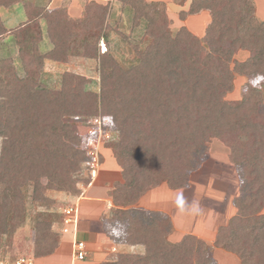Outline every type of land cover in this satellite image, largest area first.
<instances>
[{"label": "trees", "instance_id": "trees-1", "mask_svg": "<svg viewBox=\"0 0 264 264\" xmlns=\"http://www.w3.org/2000/svg\"><path fill=\"white\" fill-rule=\"evenodd\" d=\"M117 1L131 9L133 28L146 22L144 35L150 39L143 51L133 46L137 61L128 69L108 50L98 53L99 41L107 44L112 31L107 4L86 1L83 16L71 18L61 8L48 11L24 0L25 22L6 29L0 19V40L14 38L24 71L19 78L12 59H0V237L11 236L24 219L16 190L21 174L36 183L46 171L48 176L60 174V188L75 191L71 175L86 169L89 136L78 135L74 121L99 109L98 116L111 117L117 133L110 148L122 179L108 194L115 208L101 220V228L112 244L143 248L141 254L120 253L105 264H218L206 242L194 235L168 242L173 227L163 212L131 207L161 184L173 191L187 189L212 139L228 148L239 180L232 200L235 214L218 227L213 244L235 254L242 264H264V79L252 83L264 76V21L256 18L253 1L173 0L181 6L190 1L180 19L209 12L201 38L184 27L171 34L162 2ZM16 2L0 0V8ZM41 20L52 46L43 54L38 51ZM239 51L248 56L238 62L234 56ZM75 57L98 59L97 95L88 90L89 80L70 72L62 74L57 89L42 84L45 61L66 63ZM235 76L245 78L241 98L228 101ZM42 134L55 142L38 145ZM62 150L72 154L70 160ZM51 218L36 216V258L51 255L57 247L49 230L56 219ZM61 220L59 216L56 222Z\"/></svg>", "mask_w": 264, "mask_h": 264}, {"label": "rangeland", "instance_id": "rangeland-1", "mask_svg": "<svg viewBox=\"0 0 264 264\" xmlns=\"http://www.w3.org/2000/svg\"><path fill=\"white\" fill-rule=\"evenodd\" d=\"M37 1H39L37 2V4L39 5L44 4V2H40L42 0ZM13 8H18L21 11V7L19 5H16ZM108 8L109 13L107 16V24L109 25L108 28H110L112 31L109 34L107 44H105L103 41H99L98 53L103 54L108 50V52L112 54L111 56H113V58L117 61L121 68L128 69L137 61V55H135L133 46H136L139 51H143L150 42V39L144 35L146 22L144 20H141L139 25L136 28H133L131 9H129V7L127 6L123 7L119 1L116 8L114 7V9H110L109 5ZM3 12L4 9L1 8V21L3 20ZM82 14L80 18L83 16ZM19 16L23 18V14L21 12ZM171 26L168 20L167 27L169 28L171 34H173L175 30ZM122 36H125L126 38ZM1 40L0 59L11 58L17 76L19 78H23L24 71L21 67L18 53L16 52L17 46H15V41L13 40V38L11 40L5 41V43L1 42ZM40 49L44 50L43 44L41 45ZM247 56V52L239 51L236 53L234 58L239 62L245 60ZM64 72L77 74L89 80L91 84L88 86V90L95 95L99 93L98 59H85L75 57L70 58L66 63H54L51 61H47L45 62V65L42 69L41 82L48 89H57L59 88L61 76ZM244 83L245 78L235 76L233 82V90L225 96V99L228 101L240 100L241 87ZM260 86L264 95V83H260ZM99 114V109H95L90 116L76 118V121H74L76 133L78 135H81L82 137H86L88 133V121L91 118L95 117V115L98 116ZM42 135L44 136L38 139V145H42L47 142V144L55 142L54 140H52V137L50 135ZM66 140H68V137H65V141ZM118 142L119 141H116L114 145H116ZM53 145L56 144L53 143ZM112 145L113 142H104L101 143L100 147H98V166L96 167L97 173L94 179H91L89 173L84 168L81 170H77L76 172H74V174L71 175L72 181H74V189L76 192L72 190H62L60 188V178H62L60 174H51L50 176H48L49 173H47L46 171V173H42L43 177L38 178L39 180L37 183L34 180L25 179V177L23 176L24 174H21L19 176L21 178L19 180L18 186L16 187V190L21 196L24 208V219L21 223H18V226L11 236L2 235L0 237V261L11 263L19 257H32L33 259H37L33 253L37 227V225L35 224L37 223L36 216L41 213L51 215L52 218L50 220L56 219L51 222L49 230L50 233L54 235L55 240H57V247L51 255L57 253V249L59 248L60 242L62 241L63 237L60 232H58L59 226L56 222L57 217L61 216V211L69 206L75 207V202L82 197L95 199V192L99 191L102 193V195H106L105 197L110 200V203L104 205L102 214L99 218V223L95 222L96 224L91 225V230H95L99 225L102 231L101 220L110 216V212L113 210V208H115L108 194L110 190H112V187L116 185V183L122 182L121 168L114 159V156L116 155V153L114 152L115 150L113 151L112 148H110L112 147ZM61 147L62 146H60V148ZM62 151L64 153L62 152L61 154L67 156L70 160L72 154L66 153L64 150ZM112 159L115 161L119 170L115 175H112L111 173L112 168L114 167L108 165L109 162L112 163V161H110ZM74 161L78 163V168H80L81 164H79V157H76ZM56 162L50 164V166L47 168L48 172L54 169ZM203 164V168L197 171L192 177L191 190L183 192H172V190L167 191L169 189L165 184H161L160 186L156 187L159 188L158 191H153L152 193H149L147 195H145L146 193L143 194L142 196H145L143 197L140 205H142V207L144 208L153 209L156 211L170 209L171 213L173 214L172 217L175 220L173 221L175 228L172 226L174 229L172 228V233L167 237L168 242L176 243L185 234H191L194 236L196 235V237L198 236V238L200 236L202 238H206L208 240V243H210L208 244L206 242V239L200 238L204 240L209 246L210 255L218 264L219 261L218 259H216L217 257H214V255L216 254V256H220V253L226 256V260L230 259V262L233 260L238 264H242L235 254L223 247L214 246V241L213 243L209 242L210 240L206 236L210 232V230L208 229L212 228L213 223H215L213 221V218H206V213L208 212V210H210L209 213L216 212L212 217L216 216L217 213L222 214L221 217L223 215H232L234 213V207L233 204H231V201L235 196H237V190L239 186L237 174L235 170H233L234 167L233 165H231L232 163L229 159V150L222 141H219L217 139L210 140L209 153ZM71 169L73 170L74 166H72ZM86 181H89V183L86 184ZM36 194H38V197H35ZM142 196L140 198H142ZM181 196L183 197L188 209H190L193 204L198 205L201 209L200 214L192 215L189 212L181 214L176 204L177 198ZM140 198L138 200H140ZM138 200L136 201V203L138 202ZM82 202L83 201H81V203ZM135 204L131 207H135ZM79 206L82 216L83 212L87 211L88 208H82L81 204ZM94 207L92 208L93 210L96 209ZM176 212L179 213V216ZM167 217L170 219L169 216ZM171 221L172 220L170 219V222ZM65 237H70V233L64 234V239ZM113 246L116 247L115 252L111 251V248H113ZM134 247L135 246L129 247L115 245L112 243H102L100 246H93L91 244L89 245V249L99 255H97V259H93L94 256H91L90 261H92L93 264H105L106 262L115 261L116 256L120 253H143L142 247ZM212 252H214L215 254H213Z\"/></svg>", "mask_w": 264, "mask_h": 264}, {"label": "crops", "instance_id": "crops-1", "mask_svg": "<svg viewBox=\"0 0 264 264\" xmlns=\"http://www.w3.org/2000/svg\"><path fill=\"white\" fill-rule=\"evenodd\" d=\"M23 1L24 0H18V2H16V4H14L13 6H11L9 8H2V9H4V12L2 14V17H3L2 21H3V25L6 29L15 28L16 26H18L23 21L25 22V14H24L23 7H22ZM27 1L33 3L35 6L45 7L46 10H48V11L61 8L71 18H80L82 11H83L82 7L86 1H93V2H95L97 4H101V5L107 4V5H109L110 9H114V7L116 8L117 3H118V1H116V0H42L40 2H44V4L39 5V4H37V2H39L37 0H27ZM145 1L164 3L166 5V14H167V17L169 20V24H170V26L172 25L171 27H173L175 31L177 29H179L180 27H184L192 35H194L198 38H201L204 35L205 28L207 27V25L210 22V15H209V12L207 10H201L200 12H198L197 14H194V15H187L184 19L179 18L180 12H187L188 11L190 1L185 2L182 6L176 4L173 0H145ZM252 1L254 4V7H255L256 18L259 21H264V0H252ZM16 5L17 6L19 5L21 7L20 8L21 11L18 8H13ZM122 9H124V8H122ZM20 12L23 14V18L21 16H19ZM40 26H41L40 30H42V39H41L40 43L38 44V51L40 54H43V53H46L47 51H49L52 48V46H51V44L47 38L46 30H44L45 29V23L43 20L40 21ZM12 38H13L12 36L5 37L1 40V42L5 43V41L11 40ZM13 40H14V38H13ZM42 44L44 45V50L40 49ZM45 62H47V61H45ZM44 65H45V63H44ZM109 159H111V158H109ZM110 161H112V163L109 162L108 165L111 167H114V168H112L111 173H112V175H115L119 171L118 167H117V165L113 159ZM203 165L204 164H202L201 167L197 171L201 170L203 168ZM233 170H235V169L233 168ZM196 172H194L190 175L189 187L187 189L176 190V191L172 190V192H183V191L191 190V188H192V182H191L192 177ZM158 190H159V188L151 189L148 192H146L145 195L152 193L153 191H158ZM167 191H171V190H167ZM94 196H96V198L94 197L95 199L82 197L75 202L76 208H77V217H78V226H77L76 233L73 232V229L70 230L69 231L70 237H67V238L65 237V239H64V235L61 234L63 237H62V241L60 242L59 248L57 249L58 250L57 253H55L51 256H48V257H42V258L39 257L37 259H33L32 257H29V258L33 259L34 264H93L92 261H90L91 256H94L93 259H97V255H99V254L92 252V250L89 249V245L92 244L93 246H97V245L100 246L102 243H108V244L111 243L106 238L104 233L101 231L99 225L95 230H91V227H92L91 225L99 223V218L102 214V211H103L102 209H103L104 205L110 203V200L107 197H105L106 195L105 194L102 195V193L100 191L95 192ZM102 196H103V198H102ZM144 196H142V198H140V200H138V202L135 204V207L150 210V211H156L153 209L144 208V207H142V205H140ZM96 199H99V200H96ZM81 201H83L82 202L83 204L81 203ZM80 204L82 205V208L83 207L86 209L88 208L87 211L83 212L82 216L80 213V206H79ZM93 207L96 209L93 210L92 209ZM157 211H161V212L166 213L167 216H169L170 219L172 220L171 221L172 226L175 228L174 222H173L175 220L172 217L173 214L171 213L170 209L157 210ZM209 211L210 210H208V212L206 213V218H209V217L213 218V221L215 223H213L212 228L208 229V230H210V232L206 236H207V238H209V240H210L209 242L213 243L214 238H215V234H216L215 233L216 230L218 229V227H220L222 225H226L228 220L235 214V208H234V213L232 215H223L222 217H221L222 214H220V213H217L216 216L212 217L213 214L216 212L209 213ZM176 213L179 216V213L178 212H176ZM58 226H59L58 232H60V230L62 228L61 224L58 223ZM204 232H205V230H204ZM199 238H202V237L199 236ZM202 239H206V238H202ZM74 240L83 241L86 245V248L88 251V256L84 262L77 263L73 260V256H72L71 251H72V246H73ZM206 242L208 243L207 239H206ZM208 244H210V243H208ZM135 247H138V246H135ZM99 249H100V247H99ZM212 253L215 254L214 252H212ZM214 257H217L216 259H218L219 264H231V262H232V264L237 263L233 260L230 262V259L226 260L227 259L226 256L221 254V253H220V256H216V254H215Z\"/></svg>", "mask_w": 264, "mask_h": 264}, {"label": "built area", "instance_id": "built-area-1", "mask_svg": "<svg viewBox=\"0 0 264 264\" xmlns=\"http://www.w3.org/2000/svg\"><path fill=\"white\" fill-rule=\"evenodd\" d=\"M88 133L89 136L87 143V152L86 155L88 160L86 162V170L89 173L91 179L95 178L98 159H97V151L98 147L101 146V143H109L112 142L113 139L117 136L116 132L112 131V122L108 119V117L95 116L91 118L88 123ZM61 230L60 234H68L70 230L73 229V232L76 233L78 226V217H77V208L75 207H66L61 211ZM116 248H111L112 252H115ZM72 256L73 260L77 263L84 262L88 256V251L86 245L83 241L74 240L72 246ZM0 264H34L32 258L19 257L15 259L13 262H3L0 261Z\"/></svg>", "mask_w": 264, "mask_h": 264}, {"label": "clouds", "instance_id": "clouds-1", "mask_svg": "<svg viewBox=\"0 0 264 264\" xmlns=\"http://www.w3.org/2000/svg\"><path fill=\"white\" fill-rule=\"evenodd\" d=\"M261 79H264V76H258L255 80H253V82H252L253 83V86H255L256 84H258ZM244 91H247V89L245 88ZM108 119L111 120V117H108ZM176 204H177V208H178V210H179V212L181 214H184L186 212H189L192 215H198L201 212V209L196 204H193L191 206V208L188 209L186 207L185 201H184V199H183L182 196L177 198Z\"/></svg>", "mask_w": 264, "mask_h": 264}]
</instances>
